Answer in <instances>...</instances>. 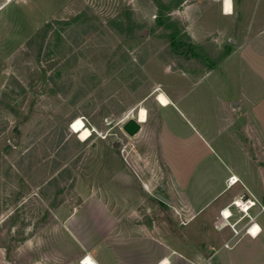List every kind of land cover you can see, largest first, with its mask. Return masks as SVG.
Masks as SVG:
<instances>
[{
	"label": "rangeland",
	"instance_id": "374dc122",
	"mask_svg": "<svg viewBox=\"0 0 264 264\" xmlns=\"http://www.w3.org/2000/svg\"><path fill=\"white\" fill-rule=\"evenodd\" d=\"M193 1L19 0L0 11V264H80L87 252L104 264H181L170 241L197 245L201 230L184 232L157 198L171 182L156 96L179 95L230 46L190 38L181 9ZM159 4L187 53L156 26ZM141 108L147 119L129 135ZM79 119L86 140L71 130Z\"/></svg>",
	"mask_w": 264,
	"mask_h": 264
},
{
	"label": "crops",
	"instance_id": "0c3cea01",
	"mask_svg": "<svg viewBox=\"0 0 264 264\" xmlns=\"http://www.w3.org/2000/svg\"><path fill=\"white\" fill-rule=\"evenodd\" d=\"M16 1L0 0V11ZM181 18L194 42L233 36L235 44L215 68L182 80L190 86L161 106L158 139L171 182L166 204L184 232H202L195 247L175 238L169 247L181 264H264V0H194ZM230 176L237 181L229 186ZM238 199L254 201L248 213L257 234L246 232L249 220L232 205ZM85 257L104 264L91 252Z\"/></svg>",
	"mask_w": 264,
	"mask_h": 264
},
{
	"label": "trees",
	"instance_id": "16d2710c",
	"mask_svg": "<svg viewBox=\"0 0 264 264\" xmlns=\"http://www.w3.org/2000/svg\"><path fill=\"white\" fill-rule=\"evenodd\" d=\"M160 11L159 14L156 16V26L158 28H164L165 31H170L171 33L169 34V40L172 42V46L176 45H182V46H190L189 39L186 38V36H181L180 30H179V24L176 23L175 21H172L171 18H169L161 9L165 7L161 4L158 5ZM136 35V33H134ZM177 39V40H176ZM176 40V42H175ZM231 46H229V50L227 53L219 60L217 61L213 67L208 68L207 71L212 70L214 67H216L219 63H221L230 53L231 51Z\"/></svg>",
	"mask_w": 264,
	"mask_h": 264
},
{
	"label": "bare ground",
	"instance_id": "6f19581e",
	"mask_svg": "<svg viewBox=\"0 0 264 264\" xmlns=\"http://www.w3.org/2000/svg\"><path fill=\"white\" fill-rule=\"evenodd\" d=\"M229 7V2H226V10ZM156 101L160 106H167L169 103L168 99L163 94H158L156 96ZM147 119L146 111L144 109H139L137 111L136 120L140 123L145 122ZM71 130L78 135L80 140H86L88 136L91 134L90 131L85 127L82 120H76L72 126ZM86 257L83 258V261Z\"/></svg>",
	"mask_w": 264,
	"mask_h": 264
},
{
	"label": "built area",
	"instance_id": "2783aa9c",
	"mask_svg": "<svg viewBox=\"0 0 264 264\" xmlns=\"http://www.w3.org/2000/svg\"><path fill=\"white\" fill-rule=\"evenodd\" d=\"M236 181H237V178H236L235 176H230V177L227 178V184H228L229 186H230V185H233ZM232 205H233L238 211L242 212V213H243V216H246L247 219L249 220V226L247 227L246 232H248V233H252V229H253V228H257V229H256V230H257L256 234H257V233L260 231V229H259V227H257V225H256L255 223L251 222V221H252V217H251V216L249 215V213H248V210H249L252 206H254V201H251V200H249V199H238V200H234V201L232 202ZM260 211H264V205H262V206L260 207ZM227 215L230 216L231 214L228 213ZM233 231H234V233L236 232V230H234V229H233ZM84 257H85V256H84ZM84 257H83V258H84ZM83 258L80 259V264H83Z\"/></svg>",
	"mask_w": 264,
	"mask_h": 264
},
{
	"label": "water",
	"instance_id": "95a60500",
	"mask_svg": "<svg viewBox=\"0 0 264 264\" xmlns=\"http://www.w3.org/2000/svg\"><path fill=\"white\" fill-rule=\"evenodd\" d=\"M136 35H138V36H146L147 35V30H144V31H142L140 33H136ZM228 43L230 45H234L235 44V40H234L233 36H231L228 39ZM188 48H189V45L186 47V53L188 51ZM40 85H41V83H39L38 87H40ZM122 128L127 134L134 135L135 133H137L140 130L141 125H140V122L138 120L130 118L129 120H127L125 122V124L123 125ZM118 145H119V142H115L113 140L112 146L113 147H117ZM165 187H166L165 185H162L161 189L164 190ZM157 198H159L162 202L168 203V200L162 194H157Z\"/></svg>",
	"mask_w": 264,
	"mask_h": 264
}]
</instances>
